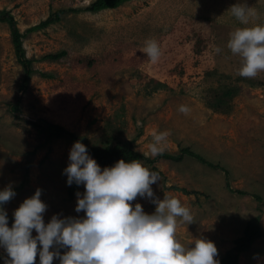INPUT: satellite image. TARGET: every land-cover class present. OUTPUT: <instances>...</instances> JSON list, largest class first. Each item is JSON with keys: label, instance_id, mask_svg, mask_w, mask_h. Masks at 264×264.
<instances>
[{"label": "rangeland", "instance_id": "374dc122", "mask_svg": "<svg viewBox=\"0 0 264 264\" xmlns=\"http://www.w3.org/2000/svg\"><path fill=\"white\" fill-rule=\"evenodd\" d=\"M93 1L0 0L34 70L0 22V264H225L256 227L264 264V0ZM49 123L152 161L111 186Z\"/></svg>", "mask_w": 264, "mask_h": 264}, {"label": "trees", "instance_id": "16d2710c", "mask_svg": "<svg viewBox=\"0 0 264 264\" xmlns=\"http://www.w3.org/2000/svg\"><path fill=\"white\" fill-rule=\"evenodd\" d=\"M128 0H95L90 5L86 7L87 11L90 12H99L101 10L113 9L117 8L121 4L127 2ZM76 11V10H72ZM61 11L55 12L51 14L47 19L41 21L39 24L29 28V32L37 31L48 27L49 25L57 22L59 20V15ZM0 22H7L11 28V36H12V44L14 46L15 54L17 57L18 63L23 67V81L21 84L22 90L25 89L26 84L28 83L31 76L34 74V70L31 67L32 60L27 59L22 47V34L15 26V22L13 17L8 13L0 12ZM60 54L51 55V58H59ZM14 110L17 111V106L14 107ZM46 138L47 141H50L53 138H59L66 136L71 139L74 143L80 146L83 149V152H89L93 159L100 164L102 169L111 175V186L115 185L117 180L122 178L127 169L133 165H138L140 161L144 160V162L151 163L152 160L146 159L142 154L135 152L132 148H94L88 145L86 139L81 138L79 136L74 135L71 132L66 131L63 127L54 124H47L46 126ZM187 154L197 158L199 161L203 163L205 160L198 156L197 154L189 151L188 149H182L178 155H166L163 156L172 160L182 159L183 156ZM242 193V192H241ZM8 198V194L0 196V204L6 201ZM100 205V201L94 202L90 205L89 209V217H92L95 213V210ZM260 230L256 227L254 230H250L246 233L244 238L238 240L236 245L232 251V253L228 257V261L225 264H238V257L241 253L248 251L251 244L260 237Z\"/></svg>", "mask_w": 264, "mask_h": 264}]
</instances>
